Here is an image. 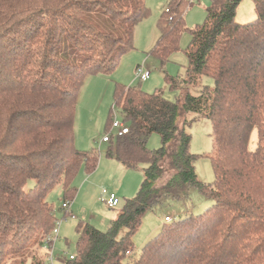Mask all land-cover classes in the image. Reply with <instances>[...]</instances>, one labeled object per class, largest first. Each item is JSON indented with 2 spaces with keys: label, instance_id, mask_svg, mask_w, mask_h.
<instances>
[{
  "label": "trees",
  "instance_id": "trees-1",
  "mask_svg": "<svg viewBox=\"0 0 264 264\" xmlns=\"http://www.w3.org/2000/svg\"><path fill=\"white\" fill-rule=\"evenodd\" d=\"M241 1L212 0L205 23L192 29L185 0L164 10L153 49L163 68L191 34L186 77L165 72L166 86L180 96L171 101L161 89L116 85L115 105L129 132L111 134L106 155L127 169L145 165L144 180L107 232L78 223L77 257L69 264H264V0H254L250 23L236 20ZM149 15L146 0H0V264H48L40 251L59 225L49 193L62 186L64 203L72 204L77 175L83 167L94 173L100 161L95 149L76 146L81 88L89 75L120 67ZM188 114L212 122L213 183L196 173L200 155L190 150ZM153 134L162 141L156 150L148 147ZM191 191L213 205L197 216L167 217L135 256L133 237L145 214Z\"/></svg>",
  "mask_w": 264,
  "mask_h": 264
},
{
  "label": "rangeland",
  "instance_id": "rangeland-1",
  "mask_svg": "<svg viewBox=\"0 0 264 264\" xmlns=\"http://www.w3.org/2000/svg\"><path fill=\"white\" fill-rule=\"evenodd\" d=\"M172 0H146L150 15L142 20L135 32V49L125 55L120 67L112 74L89 75L83 84L76 111L75 142L79 150L99 152L100 161L97 170L88 174L86 168L77 175L74 185L78 187L76 198L72 201L74 217L64 218V196L62 186H57L48 195V202L55 210V215L60 223V235L53 248V264H69L66 259L77 251L79 233L77 225L83 221L107 232L113 220L123 209L126 201L135 197L144 180L141 165L136 169H127L114 159L107 157L108 143L103 138L113 134L119 135L120 130L114 127L115 120L122 122L120 108L115 105V90L117 84L125 86L142 87L143 90L153 93L162 90L164 96L177 101L180 91L171 90L165 83V72L171 76L186 77L188 58L186 50L191 42L190 31L187 30L180 41V50L175 52L170 61L163 68L158 58L153 55V49L159 38L158 21L164 10ZM188 3L186 11L187 28L192 29L204 24L207 17V8L212 0H185ZM257 19L254 0H242L236 11V20L240 23H250ZM137 66L144 67L151 73L148 81L141 82L137 78ZM202 82L211 87L214 86L213 78L203 76ZM193 95H199L200 89L191 88ZM195 114H188L190 122L186 131L191 134L190 150L200 157L195 162V170L199 179L205 183L215 181V173L212 167L211 156L214 152L213 126L211 120L201 117L193 120ZM258 131L254 130L250 139L249 149L254 151L258 144ZM162 146L161 137L153 134L148 141V147L156 150ZM172 173H168L163 182H166ZM33 182L29 183V187ZM114 192L119 199V205L110 208L103 201V191ZM213 205L212 201L203 198L198 192L191 191L184 201L167 200L163 205L149 211L142 219L140 229L133 237L134 253L138 256L143 246L156 237L165 224L167 217L178 220L188 214L195 216L204 212ZM68 239V240H66ZM50 252L40 251L42 259L48 263L47 256ZM17 258H12L4 264H17ZM20 263V262H19Z\"/></svg>",
  "mask_w": 264,
  "mask_h": 264
},
{
  "label": "built area",
  "instance_id": "built-area-1",
  "mask_svg": "<svg viewBox=\"0 0 264 264\" xmlns=\"http://www.w3.org/2000/svg\"><path fill=\"white\" fill-rule=\"evenodd\" d=\"M137 78L142 81H148L151 78V73L147 70L144 69V67L139 66L137 68ZM114 127L118 128L120 130L119 132V136H124L126 134H128L129 130L127 128V126H125L121 121L119 120H115L114 122ZM103 142L108 143L110 142V135H107L103 138ZM103 201L107 204L108 207L110 208H115L119 205V199L117 197V194L114 192H108L107 190L103 191ZM71 204L70 203H64L63 204V209L67 211L68 216H73V214L69 211ZM167 222L170 221V218L166 219ZM60 223L58 227L54 230V232L52 234H50L49 236H47V238L45 239L44 242V248L46 251L50 252V254L47 256V261L50 262L51 264H53L54 262V256H53V248H54V244L56 242V240L59 238V233H60ZM129 255L131 254L130 252L128 253ZM77 257V253L75 254H71L69 256L70 260H75Z\"/></svg>",
  "mask_w": 264,
  "mask_h": 264
},
{
  "label": "crops",
  "instance_id": "crops-1",
  "mask_svg": "<svg viewBox=\"0 0 264 264\" xmlns=\"http://www.w3.org/2000/svg\"><path fill=\"white\" fill-rule=\"evenodd\" d=\"M139 66H137V68H138ZM111 159V158H110ZM115 160V159H114ZM118 162V161H117ZM122 167H124L122 164H120ZM125 168V167H124ZM72 205V204H71ZM75 206H76V204L75 205H73V206H70V209H69V211L73 214V216H75L74 215V213H73V209L75 208ZM64 212H65V215H64V218H67V217H65L66 216V214H67V211L66 210H64ZM167 219V218H166ZM59 235H60V233H59ZM66 240H68V239H66ZM76 253V252H75ZM75 253H73V254H75Z\"/></svg>",
  "mask_w": 264,
  "mask_h": 264
}]
</instances>
